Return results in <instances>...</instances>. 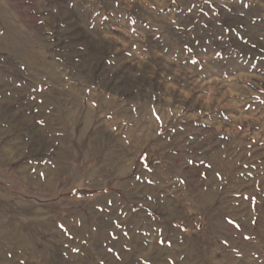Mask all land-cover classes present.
<instances>
[{
  "label": "rangeland",
  "instance_id": "374dc122",
  "mask_svg": "<svg viewBox=\"0 0 264 264\" xmlns=\"http://www.w3.org/2000/svg\"><path fill=\"white\" fill-rule=\"evenodd\" d=\"M0 264H264V0H0Z\"/></svg>",
  "mask_w": 264,
  "mask_h": 264
},
{
  "label": "trees",
  "instance_id": "16d2710c",
  "mask_svg": "<svg viewBox=\"0 0 264 264\" xmlns=\"http://www.w3.org/2000/svg\"><path fill=\"white\" fill-rule=\"evenodd\" d=\"M149 162H150V164L152 163L151 160H149ZM99 191L100 190H97V189H89V188L82 187V188L76 189L75 193H76V195H79V196H92V195H94L95 193H97ZM176 226H180L182 228V230L186 229V227H184L181 224L176 225Z\"/></svg>",
  "mask_w": 264,
  "mask_h": 264
}]
</instances>
